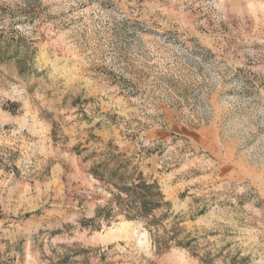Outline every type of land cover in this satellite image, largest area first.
I'll return each instance as SVG.
<instances>
[{
    "label": "rangeland",
    "instance_id": "rangeland-1",
    "mask_svg": "<svg viewBox=\"0 0 264 264\" xmlns=\"http://www.w3.org/2000/svg\"><path fill=\"white\" fill-rule=\"evenodd\" d=\"M0 264H264V0H0Z\"/></svg>",
    "mask_w": 264,
    "mask_h": 264
},
{
    "label": "trees",
    "instance_id": "trees-1",
    "mask_svg": "<svg viewBox=\"0 0 264 264\" xmlns=\"http://www.w3.org/2000/svg\"><path fill=\"white\" fill-rule=\"evenodd\" d=\"M117 157V155H116ZM121 160L119 161V163ZM108 162H102L94 166L90 170L93 178H100L104 175V170L107 169ZM122 165L118 164L117 168H113L108 174L110 181H116V192L111 193L112 198L105 206L98 207L92 221L100 214L105 216V219H111L119 210H113L111 205L115 203L116 208L121 205L126 207V214L124 215L127 220H142L147 218L151 213L161 205H168V202L162 200V195L158 190H154L153 183H148L141 178L138 173L136 178L132 176L126 177L124 172L121 171ZM131 180L130 182L128 181Z\"/></svg>",
    "mask_w": 264,
    "mask_h": 264
}]
</instances>
